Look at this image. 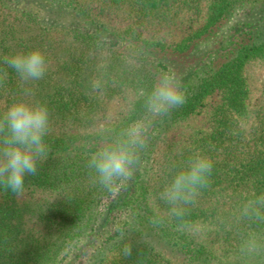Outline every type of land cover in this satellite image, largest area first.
<instances>
[{
	"label": "trees",
	"instance_id": "16d2710c",
	"mask_svg": "<svg viewBox=\"0 0 264 264\" xmlns=\"http://www.w3.org/2000/svg\"><path fill=\"white\" fill-rule=\"evenodd\" d=\"M100 36L111 40L118 76L119 56L132 53L137 67L124 79L147 83L171 67L187 96L153 124L133 179L111 191L85 166V122L104 108L126 114L133 98L117 87L103 100L90 94ZM33 47L49 65L35 84L51 113L49 151L37 175H25L21 196L0 187V264H242L238 236L248 226L232 213L264 191V86L255 92L246 74L264 60V0H0V55ZM8 71L0 111L19 98ZM204 110V126L182 130ZM193 150L214 162L210 186L190 208L188 227L171 218L153 227L150 218L166 208L158 193L170 169Z\"/></svg>",
	"mask_w": 264,
	"mask_h": 264
},
{
	"label": "clouds",
	"instance_id": "9594fccd",
	"mask_svg": "<svg viewBox=\"0 0 264 264\" xmlns=\"http://www.w3.org/2000/svg\"><path fill=\"white\" fill-rule=\"evenodd\" d=\"M118 59L119 76L113 71L111 40L100 36L95 42L88 80L90 94L103 100L111 88L117 87L133 98L126 114L117 117L104 108L90 113L85 122L91 145L85 166L93 183L107 191L123 187L133 179L153 124L170 117L187 99L182 78L171 67L160 68L147 83L142 75L126 80L123 73L136 69L137 57L122 53ZM9 69L18 77L20 93L19 98L0 111V187L19 197L25 190V175H37L38 165L49 151L46 137L51 113L47 104L35 98V84L45 77L49 65L45 52L33 47L0 55V86L6 82ZM213 167L212 159L201 150L191 151L179 165H174L158 193L166 208L150 218L153 227L162 226L168 218L180 228L188 227L190 208L197 204L202 190L210 186ZM232 220L248 226L238 236L236 254L242 264H264V232L251 230L253 225L264 226V191L241 201ZM225 228L231 230L232 224L226 223ZM122 251L125 257L129 256L131 245L127 243Z\"/></svg>",
	"mask_w": 264,
	"mask_h": 264
},
{
	"label": "rangeland",
	"instance_id": "374dc122",
	"mask_svg": "<svg viewBox=\"0 0 264 264\" xmlns=\"http://www.w3.org/2000/svg\"><path fill=\"white\" fill-rule=\"evenodd\" d=\"M246 74L255 90L258 92L262 86H264V60L253 61L249 63L246 67ZM207 111L204 110L202 115L195 117V120L190 121V123L185 124L182 130L189 131L194 127L199 126V124L205 122ZM204 126V123H203ZM202 126V127H203Z\"/></svg>",
	"mask_w": 264,
	"mask_h": 264
}]
</instances>
